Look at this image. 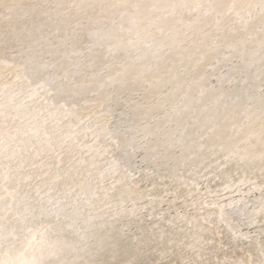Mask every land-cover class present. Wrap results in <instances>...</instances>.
<instances>
[{"label": "bare ground", "instance_id": "obj_1", "mask_svg": "<svg viewBox=\"0 0 264 264\" xmlns=\"http://www.w3.org/2000/svg\"><path fill=\"white\" fill-rule=\"evenodd\" d=\"M51 1V4H47V2L45 1L47 4L45 5L43 0H3V3L0 4V236L5 238V245L3 249H0V256L3 257L7 264H36V262H33L35 261L33 260V258L37 259L39 258V256H42V262L44 264L263 263L264 260L260 259L261 257H259V254L263 252L262 247H264V218H262L264 216V214H262V212H264V196L262 195L263 193H260L264 189H255L257 192L256 193L255 191L253 192L252 189V191H250V189L247 190V188L246 190H242L241 192L235 194L227 193L225 188L214 189V191L212 187H208L201 190L199 184L196 182V177H191L190 174H186L185 176L181 175L182 177H179L180 175L178 177L175 176V178H178L176 181H174L175 179L172 176L173 180L172 178L169 179L174 182H172L171 184H166L165 182L169 180L166 176L169 172L167 171V167H165V169L163 167L164 165H161L165 170L162 168L163 171L161 170L160 172L156 173V169L158 166V164L156 163L157 161L153 162L149 160L152 158V156L150 157V154L153 153L152 150H155V148L159 147L161 144V140L160 142L157 140H149L153 139L151 138L152 135H154L152 133L156 129L153 126L154 122L152 123V119L154 118L155 114L154 110L156 108L157 111L159 105H161L162 107V103L160 102L162 101L161 97H163L164 95L159 97L160 92L162 94V91L164 92L165 88H169L170 90V87H167L165 85L167 83L170 84V76H168V74L173 69L172 67H174L171 66L172 62L168 63L166 62V59H173L175 56L180 55L181 52L186 51L187 53H189L192 52V50H196L197 48L207 49L211 47V44L218 41L216 40V34L218 36L220 35L218 32L220 28H223L222 31L225 33L219 39L221 40L223 38L222 45L218 49H216L215 52L217 53V55L225 52V49L227 50L228 46L233 41V37L228 34L227 30L232 29L235 25L234 14L239 11L242 15H246V13H248L245 17V22L241 25V28L249 24V14L251 13V11L249 10L248 12H246L241 10V6L245 5L246 0H223L222 3L218 5L219 7H217V14L207 16L206 18L205 15L207 10H209V7H203L202 9H199V0ZM34 5H42V9L39 12H36L33 9ZM21 8L27 9L26 11H24L25 14H27V17L24 16L26 17H23L24 19H18V16H14L13 14L15 13V10H19ZM9 9L14 10L13 13H10L11 11L9 12ZM257 9L259 11L258 14L254 16L252 15V19L255 18L254 24H257L258 22V24H260L261 19L264 17V4H262V2L258 4ZM22 11H20V13ZM44 12H47L48 15H44ZM254 12H256V10ZM231 13H233L232 16ZM36 16H42L43 21H46L47 23L41 22L38 28L34 27L33 20ZM163 27L166 28L165 31L163 29L161 31V28ZM256 37L258 38V36ZM90 39L92 40V42L95 39V47H97L98 51L93 48V50H90L89 52L86 50L87 54H85L86 52L81 54V52L85 51L84 49H82L84 48L83 42H88V40ZM103 40L107 42L103 46L99 47L98 45ZM81 43H83L82 46H80ZM160 46L162 49V53H160H167L160 64L156 65L153 59L156 54H153V50L154 48ZM80 47H82L81 49L83 51L79 53V51L81 50ZM185 47H187V49H185ZM89 48H92V46ZM13 49H15V51H13ZM231 50L233 49L227 51L230 52ZM173 51H176V53L172 54ZM97 52H101L102 54ZM78 53L80 55H78ZM114 56L117 57V59H115V62L111 61V59H114ZM218 56L220 57V55ZM260 56H258V60ZM217 57L214 58L217 59ZM236 57L237 56H235V58ZM216 59H214L215 61L213 62V64L218 62L219 59H217V61ZM234 59L232 58L231 60ZM262 60L264 61V58ZM223 61L224 60L222 58V62ZM237 61L238 60H236V62ZM241 61L244 62L243 60ZM248 61L249 60L247 59V62ZM251 61L252 60H250V62ZM185 62L187 61H184V63ZM207 62L205 63L204 60V63L208 65L210 61L208 63ZM224 62H226V60ZM228 62L230 61L228 60ZM221 63L218 62V65H221ZM240 63L241 62L239 61V66ZM246 63L244 62V64ZM40 64H47L49 66L48 71L44 72L42 75H37L35 67L39 66ZM131 64H136L144 68L142 74L128 72L131 71ZM174 64L175 63H173V65ZM213 64L210 63L209 66H213ZM226 64L227 62L224 65ZM232 64L234 65V63ZM232 64H229V66ZM241 64L243 65V63ZM53 65H55V67H53ZM179 65L183 64L179 63L178 67ZM249 65L250 64H248V66ZM260 65L258 63V66ZM250 66L252 67V65ZM207 67L208 66H206L205 68L208 69ZM136 68L138 67H135V69ZM223 68L219 67L218 69ZM148 69H150L151 72H149ZM188 69L189 68H187L186 70ZM230 69L232 70L233 68ZM237 69H240V67H238ZM211 70L208 69L209 72ZM214 70L216 69L213 67V71ZM225 70L223 69V71ZM234 70L233 72L236 73L237 71ZM176 71H178L177 67ZM229 71L225 72L229 73ZM241 71L244 73L246 70L244 68ZM248 71H251L250 68L248 69ZM242 72L241 76L243 75ZM253 72L252 75L254 74ZM260 72H258V74ZM219 73L220 77H222L221 75L223 73L221 74L220 71ZM219 73L217 70L216 74ZM173 74L171 75L173 76ZM183 74L184 73H182V77L184 76V78L182 80L184 81L186 74ZM216 74H213L214 76H216L215 78L218 77V75ZM258 74H256L255 76H257ZM209 75L212 76L211 73ZM232 75L233 74H231V76ZM61 76L65 77V79L63 81L56 79L55 84H66L67 87L58 89L55 86H48L49 92L52 93L51 95H49L48 92H41L38 89L37 86L44 82L45 77L52 79ZM214 76L212 77L213 79ZM231 76L230 74L228 75V77ZM235 76L234 78L238 79L239 76ZM173 77L175 78V75ZM207 77L208 76H206V78ZM220 77H218V79ZM210 78L208 79L209 81ZM231 78L229 80L233 81V78ZM241 80L243 79L241 78ZM246 80L250 83H248V85H251L252 81L248 79ZM176 81H174V83ZM187 81L192 80L188 79ZM187 81H185L186 84H189ZM236 81L237 80L232 83L235 84ZM240 81L235 85H233L231 82H228V84H232L230 85V89L233 86H236L240 89L242 84ZM216 82L217 81L215 80V83ZM244 82L245 81L243 80L242 85H247V83L244 84ZM255 82L257 81L255 80ZM213 83L212 87H216L217 84L213 85ZM219 83L220 82H218V84ZM222 83L225 84V82L221 81V84ZM190 84L192 83L190 82ZM237 84H240L238 85L239 87L237 86ZM180 85H183V83ZM197 85L199 86V84ZM246 85L245 87L248 86ZM176 87L177 86H175L174 88ZM221 87H225L227 88V90H229L225 85ZM171 88L174 90L173 86H171ZM172 89L171 92H173ZM179 89L177 90L180 91ZM184 89L185 88L182 89V94H184L185 91H190ZM239 89L236 90H242ZM247 89L249 90V87H247ZM247 89L245 88L244 90ZM169 90H165V92L169 94ZM196 90L199 91V89H197V86L192 93H196ZM223 90L225 89H222L221 91ZM234 90L235 87L233 91ZM260 90H257L259 91V94H261ZM178 91H176L175 93H178ZM35 93H39V95L43 97V100L39 98H30L33 97ZM189 93H191V91ZM200 93H202V91ZM232 93L233 92H231L230 94L231 97L234 95H232ZM239 93L241 92H238L237 94ZM249 93L252 94L251 91ZM179 94H181V92ZM202 94L199 95L202 98V101H204L205 96L204 94L203 96H201ZM217 94L220 93L217 92ZM186 95L184 96L187 97ZM205 95L207 96L208 94L205 93ZM189 96L190 94L187 98H189ZM194 96L196 97V95ZM254 96H256V94ZM169 97L167 98L169 99ZM181 97L182 95H180L179 98ZM200 97L197 96L196 98H199V100H201ZM207 97H209V95ZM158 98H161V101ZM179 98L176 97V99L178 100ZM210 98L213 99L212 97ZM246 98L247 97H245V99ZM261 98H263V96ZM170 99H172L171 101H173V99L175 98L170 97ZM184 99L181 98L180 100L184 101ZM211 99H207V101L209 102ZM224 99L226 101H233L235 98L232 100V98L230 99L229 96L228 100L227 97H224ZM45 100L47 101V103H44ZM239 100H236V104H239ZM181 101L180 103H178L179 105L181 104L180 106H182L185 102L184 101L183 103H181ZM207 101H205L206 103H202L204 105L208 104ZM215 101L214 103L212 102V104H215ZM258 101L260 103V99ZM169 102L170 101H167V103ZM174 102V105H176L177 101L174 100ZM244 102L245 101L243 99V103ZM246 103L248 105L250 104L249 101H247ZM262 103L264 104V102ZM178 104L176 105V107L179 106ZM189 104L191 105L193 103L190 102ZM227 104L228 102L226 103V105ZM263 104H260L261 107L264 106ZM251 105H253V103H251ZM184 106L186 107V103L182 108H184ZM216 106L217 105L215 104V108ZM242 107L243 106L241 105V108ZM196 108L197 107L195 106L193 109ZM202 108L204 109L205 107ZM213 108L214 107H212V109ZM220 108H222V106H220ZM234 108L235 107L232 106L231 109ZM244 108L248 109V107ZM148 109L153 110L150 116H148L149 113L146 114L147 116L144 115V113L148 112L146 111ZM163 110H166L165 107L161 110L162 114L160 112H156V114L163 116L161 118H164V116H166L167 118L169 114L167 111H164L166 113L165 115L163 113ZM167 110H170V108H167ZM229 110L227 109V111ZM260 110L258 109V112H261L262 115L264 111L262 112ZM187 112L189 114V111ZM194 112L192 113L194 114ZM212 112L215 113V111ZM233 112L231 114H233ZM183 113H185V111ZM195 113H197V111ZM246 113L248 114L249 112ZM174 114L175 113H173L172 115ZM231 114L229 113V115L226 116H231ZM250 114L249 116H251ZM257 114L259 115V113ZM197 115H195V117ZM201 115L206 118L204 114ZM233 115L235 116V114ZM176 116L174 117L175 119L173 118L174 122L177 121ZM144 117L146 118V120ZM190 117L191 116H187L188 119ZM239 117L240 115L238 116V118L235 117L232 119L230 117V121L236 120L237 118L238 120L236 121L240 122L239 119H241V117ZM260 117H257L256 119H259ZM210 118L212 120V116H210ZM216 118L214 121H216ZM246 118L248 119V116H246ZM121 119H124L126 121L127 127L134 129L133 131L127 133V140L135 138V142L131 146L126 145V137L124 135H121L119 137L120 147H117L116 145L110 143L103 134V130L105 128L114 130L113 126L118 124ZM170 119L172 120V117H170ZM195 119H197V117ZM208 119L207 122L209 125V121L211 120ZM179 120L180 119H178V121ZM183 120L184 119H182V121ZM228 120L229 117L227 121ZM244 120H242V122ZM252 120L254 119L252 118ZM154 121L156 122V119ZM167 121L169 120H166V122ZM246 121L248 123L249 119ZM161 122L163 121L160 120L161 125L164 124V122ZM166 122L165 125L169 124ZM177 122L174 124L175 126L173 125V128H176ZM179 122L178 125L180 124V128L176 129L180 131V129L182 130L181 120ZM183 122L186 123L187 121ZM211 123L212 121L210 122V124ZM227 123H224L226 125L224 126L225 128L222 127L224 128V131L225 129L227 130V126H229V124ZM202 124H204V122ZM215 124L216 122L213 124L214 127ZM253 124H255L254 126H256V122ZM183 125L184 123H182V127ZM231 125H233V123ZM238 125H240L241 127L243 126L244 128V125ZM169 126L171 128L170 124ZM260 126H258V129ZM263 126L264 125H262L261 127ZM162 127L164 130H166L168 128V125L166 129L164 128V126H161V128L159 129L161 130ZM152 128L154 129L152 130ZM233 128L235 129V127ZM231 129H229V131ZM212 130H214V128ZM242 130L243 131H239L245 132L244 129ZM186 131H184L183 134H185ZM191 131L193 130L191 129ZM195 131L197 130H194V132ZM220 131L221 129L219 130V133ZM231 131L229 133L233 135L234 132L232 133ZM247 131L249 130H246L245 133H247ZM263 131H261V133ZM162 132L165 135L169 134L166 133L167 131ZM189 132L190 131H188L187 133L189 134ZM209 132L210 131H207V136L211 133L214 134L213 131L210 133ZM163 133L161 135H163ZM179 133L180 132H178V134ZM229 133L227 132V134ZM245 133L244 135L247 137L249 136L248 134H250L247 133L246 135ZM254 133H256V131ZM156 134L155 136L158 135ZM238 134L242 138L243 135H240V133H237L236 135ZM263 134L261 136L262 138L264 136ZM68 135H73L76 143H73L70 140L65 142V140L61 139V137L66 138ZM161 135H159V137ZM170 135H172V132L170 133ZM251 135L252 134H250V136ZM200 136H203V133L202 135L200 134ZM200 136H198V138ZM204 136H206V134ZM220 136L222 135L220 134ZM253 136L251 137L253 138ZM171 137L173 136H170L169 139ZM209 137L211 136H208L207 138ZM218 137H216V140L218 139ZM257 137H259L258 139L261 140L260 136ZM257 137L255 138V140L257 139ZM116 138L117 137H113V139ZM174 138L176 139V137ZM190 138L188 139L187 137L188 140H190ZM226 138H229V140L232 141L235 136L232 137L233 139H231L230 135ZM248 138L246 140L250 144ZM160 139L164 138L162 137ZM214 139L215 138H213V140ZM192 140H190V143H193L196 139H194L193 141ZM218 140L219 141H216L215 144L216 148L218 145L217 142H220V137ZM225 140L227 139L224 138L223 141ZM234 140L235 142L232 141L231 143L234 142L236 144V138ZM223 141L221 142L223 143ZM237 141L241 143L242 139L241 141L237 139ZM227 142L226 145L230 143ZM257 142L256 144L261 143ZM245 143L244 145L246 146ZM205 144L207 143L205 142ZM223 144L225 145V143ZM262 144L263 143H261V145L256 148L257 150L255 153H253L254 155L257 153V151H259L258 149L261 148L263 150L261 146H263L264 144ZM185 145L186 144H184L183 146ZM197 145L199 146L200 144ZM219 145H221V143ZM206 146H210L209 142ZM236 146L234 148H236ZM250 146L253 147V145ZM166 147L167 146H165V150L167 149ZM188 147L186 145V148ZM193 147L194 146H192V148ZM200 147L202 148V145ZM219 147L217 149H219ZM194 148L192 150H195ZM222 148H224V146ZM222 148H220L219 150H221ZM226 148H224V150ZM232 148L233 147H230V149ZM237 148L239 147L237 146ZM105 149H108V151L106 152ZM160 149H157L158 152H160ZM163 149H161L162 153ZM241 149L242 148H240V150ZM250 149V147L247 148V151H250ZM188 150H191V148H188ZM192 150L190 153H192ZM201 151L199 152L201 153ZM212 152H214V154L217 153L213 150ZM232 152L234 153V151ZM259 152L258 156L260 157ZM176 153H178V151H176ZM229 153H231L230 150ZM154 154H156L155 151ZM201 154H198V156H200ZM248 154L251 153L248 152ZM164 155H167V152L165 154L164 151ZM176 155L177 154H175L174 156ZM237 155L240 154L237 153ZM256 156L257 155H255V157ZM159 157L161 158L162 156ZM171 157H169L170 159H168L167 157L166 158L171 162ZM179 157L180 155L178 156V158ZM156 158V160H158V155L156 156ZM219 158L220 157H218V159ZM232 158L233 156L231 157V160ZM113 159L121 162L118 167L111 166L110 162ZM154 159L152 158V160ZM166 160L164 159V161ZM200 160H202V158ZM204 160L206 159L204 158ZM233 160L231 161L232 163ZM240 160H242V158ZM260 160H262V158ZM260 160L256 159V161ZM158 161L161 160L159 159ZM228 161L230 160L228 159ZM251 161L256 165L257 168V164L259 163L256 164L255 160L252 159ZM251 161L249 160V163ZM166 162L164 164H166ZM174 162L175 161H173V163ZM177 164L178 163H176L175 165ZM207 164L204 162V166H207ZM222 164L225 165L226 163L222 162ZM167 165L169 166L170 164ZM219 166L217 165L216 168ZM225 168H227V166ZM249 168L252 169L253 167L251 166ZM125 169H127V171H125ZM220 169H222V167ZM171 170H173V168ZM179 170L182 169L179 168ZM210 172H212V170H210ZM129 173L131 175H129ZM180 173H182V171ZM180 173L177 172V174ZM217 173L222 174V172L218 171ZM231 173L234 174L233 171ZM221 174L218 175L220 176ZM258 175H260V173H258ZM219 176H217V179ZM189 177L191 178L188 179ZM242 177L243 179H245L244 175ZM245 177L249 176L246 175ZM249 178H247V180ZM254 178L253 181L255 180ZM194 180L196 184L193 183ZM212 181L213 182L211 184L214 183V180ZM238 183L239 182H237V184ZM220 184H222V182ZM250 184L248 186L249 188ZM237 186H239V184ZM221 208L224 209L223 213H221ZM259 218L261 220H259ZM41 223L50 228L49 241L46 245L43 246L36 242H33L32 247H29L28 241L32 239V234L27 233V228L25 227V225H27V227H32L34 229L33 234H35L36 229L39 228ZM22 228L24 229L23 232L20 231V229ZM13 229H16L15 233H13ZM13 235L19 236L20 239L17 242L16 249L13 251H9L8 241L12 240ZM39 239V235H36V240L39 241ZM41 247H43L42 254L41 252L37 251V249ZM257 255L258 259H254L253 256ZM259 259L260 261H258Z\"/></svg>", "mask_w": 264, "mask_h": 264}, {"label": "rangeland", "instance_id": "obj_2", "mask_svg": "<svg viewBox=\"0 0 264 264\" xmlns=\"http://www.w3.org/2000/svg\"><path fill=\"white\" fill-rule=\"evenodd\" d=\"M44 1V3H45V5H47V4H51V0H43ZM47 2V4H46V2ZM205 1V2H204ZM222 1L223 0H199V3H198V8L199 9H202L203 7H209V10H207V12H206V15H205V18L207 17V16H212V15H216L217 14V7H219L218 5H220L221 3H222ZM248 2V3H247ZM262 2V0H246V3H245V5H243V6H241V10L242 11H246V12H248L249 10L251 11V13L249 14V24L248 25H246V26H244L243 28H241V25L245 22V17H246V15L248 14V13H246V15H242L241 13H240V11L239 12H236V14H234V19H235V25H234V27L232 28V29H230V30H227V32H228V34L229 35H231L232 37H233V41H232V43L228 46V48H227V50H230V49H233V50H231V51H233V52H229V51H227L226 49H225V52H223L222 54H223V56H222V54L220 53V54H218V55H220V57H221V60H220V57L217 55V53L215 52V50L216 49H218L221 45H222V41H223V38L221 39V40H219L220 39V37L225 33V32H223L222 30H223V28H220L219 29V36L216 34V40H218V41H216V42H214L213 44H211V47H209V48H207V49H201V48H197L196 50H192V52H189V53H187L186 51L185 52H181V54L180 55H177V56H175L174 58L176 59H166L165 61L166 62H168V63H171V66H174V67H172L173 69L169 72V74H168V76H170L169 77V83L170 84H166L165 86H167V87H170V90H169V88H165V90L166 91H168L169 90V94L167 93V92H165V90H164V88H163V90H164V92L162 91V94H161V92H160V94H159V97H161V96H163V97H161L162 98V101H161V98L158 100L160 103H162V107L164 106L165 107V109L166 110H163V113L166 115V113L164 112V111H167L168 112V117L170 116V117H172V120L170 119V117L168 118H166V116H164V118H161V117H163V116H161V115H159V114H156V112L157 113H161L162 114V109H164V107L162 108L161 107V105H159V108L157 109V111H156V108H155V110H154V112H155V114H154V118L152 119V123L154 122L155 123V125H154V123H153V126H154V128H156L155 130H156V132H155V130L153 131V133L152 134H154V135H152V137L151 138H153V139H149V140H157V141H159L160 142V140H161V144H160V148L161 149H163L162 151H163V153L161 152V149L159 148V147H156L155 148V150H152L153 151V153H151L150 154V157L152 156V158L154 159V160H152V158L151 159H149V160H151V161H153V162H156L157 164H158V166H157V169H156V173H158V172H160L161 170L163 171V169L165 168V167H167V171H169L168 173H167V177H168V179L169 178H172V180H173V177H174V181H176L178 178V176L179 177H182V176H185L186 174H190L191 175V177H196V182L199 184V186H200V189L202 190V189H206V188H208V187H212V189L214 190V189H218V188H225L226 189V192L227 193H239V192H241L242 190H246L247 188V190H249L250 189V191H252L253 190V192L255 191L256 192V190L255 189H264V140H263V138H264V136H263V138L261 137L262 136V134L264 133V126L263 127H261L262 125H264V106H262L261 107V105L263 104L262 102H264V92H263V90H264V66H263V64H264V61L262 60L263 58H264V45H262V44H264V17L261 19V21H260V24H254V19L255 18H253L252 19V17L254 16V15H257L258 14V9H257V6H258V4H260ZM187 3V2H186ZM254 5V6H253ZM255 7V8H254ZM252 8V9H251ZM23 10V11H22ZM27 9H24V8H21V9H19V10H11V12L10 13H13V11L15 12V13H13L14 14V16H18V19H24V18H26L27 17V14H25V12L24 11H26ZM233 10H235V9H233ZM253 10V11H252ZM256 10V12H254ZM20 11H22L21 13H20ZM9 12H7V13H9ZM212 12V13H211ZM239 13V14H238ZM18 14V15H17ZM232 14L233 13H231V16H232ZM253 15V16H252ZM24 16H26V17H24ZM218 16H220V15H218ZM24 17V18H23ZM244 20H243V19ZM263 22V23H262ZM241 28V29H240ZM255 28V29H254ZM162 29L165 31V27H163V28H161V31H162ZM75 30V29H74ZM245 30V31H244ZM163 31V32H164ZM172 32V31H171ZM248 33V34H247ZM166 34V33H165ZM263 35V36H262ZM95 36V35H94ZM93 36V37H94ZM240 36H242V37H240ZM256 36H258V38L256 37ZM218 37V38H217ZM95 38V37H94ZM236 38H237V40H236ZM261 38H262V40H261ZM260 39V40H259ZM57 41H59V40H57ZM56 41V42H57ZM88 42H91V43H88ZM88 42L87 41H85V42H83V43H81V45L80 46H82V44H83V47L84 48H82V47H80V49L82 48V49H84L85 51L84 52H81V51H83L82 49L79 51V53L81 52V54L82 53H85V54H87V51L89 52L90 50H93V48L94 49H96L97 51H98V49H97V47H95V39H94V41L92 42V40L90 39V40H88ZM107 41H105V40H103V41H101V45L99 44L98 46L99 47H101V46H103L105 43H106ZM258 42V43H257ZM259 42H261V43H259ZM86 43V44H85ZM92 43H93V45H92ZM240 43V44H239ZM89 44H90V46H89ZM242 44V45H241ZM258 44H259V46H258ZM212 45H214V46H212ZM236 45V46H235ZM92 46V48H89V47H91ZM240 46H242V47H240ZM89 49H87V48ZM231 47V48H230ZM251 47V48H250ZM260 47V48H259ZM177 48H179V47H177ZM235 48V49H234ZM254 50H253V49ZM185 49H187V47H185ZM261 49V50H260ZM87 50V51H86ZM162 49H161V46L160 47H157V48H154V50H153V54H156V56L155 57H153V59H154V62H155V64L156 65H158V64H160V62L163 60V58H164V56L166 55V53L167 52H163V53H165V54H161L162 52ZM245 51V52H244ZM253 51H254V53H253ZM259 51H260V54H259ZM161 52V53H160ZM212 52V53H211ZM235 52V53H234ZM241 52V53H240ZM252 52V53H251ZM78 53V55H80ZM97 53H100V54H102L101 52H97ZM173 53H176V51H173L172 52V54ZM184 53V54H183ZM211 53V54H210ZM214 53V54H213ZM242 53H243V55H242ZM249 53V54H248ZM84 54V55H85ZM234 54V55H233ZM240 54V55H239ZM218 57H217V56ZM228 57H227V56ZM242 55V56H241ZM247 55V56H246ZM251 55H253V56H251ZM261 55V56H260ZM160 56H162V57H160ZM184 56H186V57H184ZM217 57V59H219L218 60V62H222V58H223V60L225 61L226 60V62H227V64L226 65H224L226 62H222L221 63V65L219 66L218 65V62H216L215 64H213V62L215 61L214 59H216V58H214V57ZM235 56H237L236 58H235ZM244 56V57H243ZM254 56H256V57H254ZM258 56H260L259 57V60L257 59L258 58ZM191 57V58H190ZM207 59H206V58ZM211 57V58H210ZM214 59H213V58ZM246 57H249V58H246ZM253 57V58H252ZM114 59H111V61H114L115 62V59H117V57L116 56H114L113 57ZM183 58V59H182ZM234 59V60H231V59ZM239 58V59H238ZM241 58V59H240ZM243 58V59H242ZM208 59H210V60H208ZM211 59H213V60H211ZM217 59H216V61H217ZM230 61V62H228V60ZM245 59V60H244ZM247 59L249 60L248 62H247ZM261 59V60H260ZM181 60H183V61H181ZM204 60H205V63L208 61H210V63H212L213 64V66L212 65H210L209 66V64L207 65V64H205L204 63ZM236 60H238L237 62H236ZM241 60H243L246 64H244V62H242ZM250 60H252L251 62H250ZM180 61V62H179ZM184 61H187V62H185L184 63ZM234 61V62H233ZM239 61L241 62V63H243V65H244V67H243V65L240 63V66L238 65L239 64ZM253 61H254V63H253ZM177 62V63H176ZM183 62V63H182ZM207 62V63H208ZM234 63V65L232 64V63ZM173 63H175L174 65H173ZM183 64V65H179V67H178V64ZM258 63H259V65L260 66H258ZM185 64V65H184ZM203 64H205V65H203ZM217 64V65H216ZM229 64H232V65H230L229 66ZM248 64H250V65H252V67L249 65L248 66ZM255 64V65H254ZM257 64V65H256ZM132 66H130L131 67V71H128V72H130V73H136V74H142V72H143V69L144 68H142L141 66H139V65H136V64H131ZM176 65V66H175ZM189 65V66H188ZM216 65V66H215ZM228 65V66H227ZM242 65V66H241ZM254 65V66H253ZM134 66V67H133ZM182 66V67H181ZM206 66H208L207 68L208 69H210L211 70V68H212V70L209 72L208 71V69H206L205 67ZM221 68H223L225 71H229V70H231L230 68H233L231 71H229V73H227V72H225V71H223V69H218L219 67ZM235 66H236V68H235ZM240 67V69H237L238 67ZM247 67V69H246V67ZM263 66V67H262ZM107 67V66H106ZM135 67H138V68H136L135 69ZM176 67H177V70L178 71H176ZM213 67L216 69V70H214L213 71ZM228 67H230V68H228ZM254 67V68H253ZM187 68H189L188 70H186ZM245 68V70L248 72H242L241 70H243ZM250 68V70L251 71H248V69ZM252 68V69H251ZM256 68V69H255ZM260 69V68H262V69H260L261 70V72H260V70H258V69ZM185 69V70H184ZM235 69V70H234ZM149 70V72H151V70L150 69H148ZM183 72H182V71ZM190 70V71H189ZM217 70H218V73H219V71L221 72V74L223 73H226V74H222L221 76L223 77H220V73L219 74H216V72H217ZM233 70L234 71H237L236 73L235 72H233ZM240 70V71H239ZM254 72H253V71ZM258 70V71H257ZM173 71V72H172ZM175 71V72H174ZM140 72V73H139ZM181 72V73H180ZM186 72V73H185ZM191 75H189L188 73ZM209 72V73H208ZM214 72V73H213ZM241 72H242V76H241ZM251 74H250V73ZM252 72L254 73L253 75H252ZM258 72H260L259 74H260V77H259V74H258ZM173 73H175V74H173ZM182 73H184V74H186L185 76V79H184V81L182 80L183 78H184V76L182 77ZM208 73V74H207ZM212 74V76L211 75H209V74ZM238 73H240V74H238ZM246 73V74H245ZM261 73H263V74H261ZM171 74H173V76L175 75V78H177V79H175ZM177 74V75H176ZM179 74V75H178ZM183 74V75H184ZM188 74V75H187ZM216 74V75H218V77H220L219 79H220V81H219V79H218V77L217 78H215L216 76H214V75ZM230 74V76H231V74H233L231 77L233 78H231V77H228V75ZM235 74H236V76H239L238 77V79L237 78H234V76H235ZM256 74H258L257 76H255ZM134 75V74H133ZM181 75V76H180ZM227 75V76H226ZM244 75H246V76H244ZM250 75H251V77H250ZM178 76V77H177ZM180 76V77H179ZM191 78H190V77ZM192 76H193V79H192ZM206 76H208L207 78H206ZM214 76V79L212 78ZM235 76V77H236ZM244 76V77H243ZM261 76H262V78H261ZM188 77V78H187ZM211 77V78H210ZM245 77H246V79H248V80H250V81H252L251 82V85H248V81L245 79ZM248 77V78H247ZM256 77H258V78H256ZM172 78V79H171ZM186 78H187V80L189 79H191L192 81H187L186 80ZM210 78V81L208 80ZM222 78V79H221ZM225 78H228V79H225ZM232 79L233 81H231V80H229V79ZM240 78V79H239ZM241 78L245 81L244 82V84L245 83H247V87H249V90L247 89V87H245V85H242L243 84V80H241ZM175 79V80H174ZM196 79V80H195ZM207 79V80H206ZM218 79V80H217ZM173 80V81H172ZM178 81V83H177V81ZM182 80V81H181ZM195 80V81H194ZM215 80L217 81L216 83H215ZM226 80H228V81H226ZM235 80H237L236 81V83H239V81L242 83L241 84V87H240V89L239 88H237L236 86H233L231 89H230V85H232L233 83L232 82H234ZM255 80L257 81V82H255ZM261 80V81H260ZM174 81H176L175 83H174ZM185 81H187L189 84H190V82L192 83V84H186V82ZM196 81H198V82H196ZM221 81L222 82H225V84L224 83H222L221 84ZM247 81V82H246ZM253 81H254V83H253ZM259 81V82H258ZM180 82V83H179ZM183 83V85H180V84H182ZM193 82H195V83H193ZM200 82H202V83H200ZM208 82V83H207ZM214 82V83H213ZM218 82H220L219 84H220V86H219V84H218ZM228 82H231V83H229L228 84ZM184 83H185V86H184ZM199 84V86L197 85V84ZM212 83H213V85H216V87H217V89H216V87H212ZM235 83V84H236ZM257 83H258V85H257ZM260 83H261V85H260ZM196 84V85H195ZM210 84H211V86H210ZM235 84H233V85H235ZM250 84V83H249ZM252 84H254V85H252ZM263 84V85H262ZM168 85H171V86H173V88L175 87V86H177L176 88H174V90L171 88V86H168ZM175 85V86H174ZM181 87H180V86ZM204 85V86H203ZM226 86V87H228V89L229 90H227V88H225V87H221V86ZM227 85H229V86H227ZM238 85H240V84H237V86ZM182 86H183V88H185L184 90H190L191 91V93L193 92V90L196 88V86H197V89H199V91L198 90H196L197 92L196 93H189V92H187V91H185L184 92V94H182V92H183V88H182ZM188 86H190V87H188ZM195 86V87H194ZM243 86V87H242ZM255 88V87H257V88H253V87ZM261 86V87H260ZM203 87V88H202ZM234 87H235V90L237 89H239V90H241V91H237L236 90V92H235V90L233 91V89H234ZM239 87V86H238ZM253 89H252V88ZM260 87V88H259ZM263 87V88H262ZM180 88V89H179ZM201 88V89H200ZM247 89V90H244V89ZM171 89H172V91L173 92H171ZM175 89H176V91H178L177 89H179L180 91H178V93H175L176 91H175ZM217 91H216V90ZM222 89H225V90H223V91H221ZM252 89V90H251ZM261 89V90H260ZM263 89V90H262ZM204 90V91H203ZM205 90H206V92H205ZM207 90H208V92H207ZM227 90V91H226ZM231 90V91H230ZM257 90H260L261 92V94H259L258 92L259 91H257ZM202 91V93L204 94V101H202V98L200 97V95L199 94H202V93H200ZM244 93H243V92ZM248 91V92H247ZM252 92V94H250L249 92ZM256 91V92H255ZM181 92V94H179ZM217 92L218 93H220V94H217ZM221 92H224V93H221ZM225 92H226V94H229V95H226L225 94ZM231 92H233L232 93V95L234 96H232L231 97ZM238 92H241V93H239L240 94V96H239V94H237ZM164 93V94H163ZM166 93V94H165ZM172 93H173V95H172ZM190 94V96H189V98H187L188 97V95ZM198 93V94H197ZM205 93L206 94H208L209 95V97H207L206 95H205ZM211 93V94H210ZM259 95H258V94ZM168 94V95H167ZM177 94V95H176ZM187 94V95H186ZM203 94L201 95V96H203ZM247 96H246V95ZM256 94V96H257V98H256V96H254ZM166 95H167V97H169L170 95H172V96H170V97H172V98H175V99H173V101H171L172 99H170V97H169V99L166 97ZM179 95V96H178ZM180 95H182V99H184V101L182 100H180L181 98H179L180 97ZM184 95H186L187 97H185ZM194 95H196V97L198 96V97H200V99L201 100H199V98H196ZM212 95V96H211ZM217 95V96H216ZM224 95V96H223ZM226 95V96H225ZM250 95V96H249ZM251 95H253V96H251ZM177 98H179V100L178 99H176V97ZM193 96V97H192ZM230 96V99L232 98V100L233 101H231V100H228V97ZM239 98H238V97ZM249 96V97H248ZM263 96V98H261ZM168 99H166V98ZM194 99H192V98ZM210 97H212L213 99H211ZM224 97L226 98L227 97V100L228 101H226L225 99H224ZM238 99H237V98ZM242 97H244V98H242ZM245 97H247L246 99H245ZM251 97V98H250ZM256 98V99H253V98ZM209 100V99H211L209 102L207 101V99ZM221 98V99H220ZM260 99V103H259V99ZM189 99H191V100H189ZM239 99H242V100H239ZM243 99H244V103H243ZM250 99V100H249ZM263 99V100H262ZM163 100H164V102H163ZM165 100H167V101H170L169 103L171 104H169V103H167V101H165ZM174 100L175 101H177V103H176V105L178 104V103H180V101H181V103H183V105L186 103V107H187V109H186V107L184 106V108H182L183 107V105L182 106H180L179 104V106H177L176 107V105H174L175 104V102H174ZM189 100V101H188ZM195 100H196V105H195ZM216 100V101H215ZM220 100H224V101H226V102H224V101H220ZM239 100V104H236L237 103V101ZM253 100V101H252ZM258 102V104H257V102ZM262 100V101H261ZM200 101H201V103H200ZM205 101H207V103L209 104H203V103H206ZM214 101H215V104L217 105L216 106V108H215V104H212V102L214 103ZM242 101V102H241ZM247 101H249V105L246 103ZM251 101V102H250ZM174 102V103H173ZM191 102V103H193V104H189V103ZM203 102V103H202ZM211 102V103H210ZM217 102V103H216ZM222 102H224V103H222ZM228 102V106L226 105V103ZM163 103H164V105H163ZM167 103V104H166ZM200 105H198V104ZM230 103V104H229ZM241 103V104H240ZM243 103V104H242ZM251 103H253V105H251ZM256 105H255V104ZM159 104V103H158ZM166 104V105H165ZM221 104V105H220ZM247 104V105H246ZM261 104V105H260ZM169 105V106H168ZM194 105V106H193ZM202 105H204V106H202ZM207 105V106H206ZM212 105V106H211ZM214 105V106H213ZM241 105L243 106L242 108H241ZM256 107H255V106ZM258 105V106H257ZM264 105V104H263ZM171 106H174V107H171ZM194 108L195 106L197 107L196 109H193L192 107ZM210 106V107H209ZM220 106H222V108H220ZM231 106V107H230ZM232 106L233 107H235L234 109H231L232 108ZM252 106V107H251ZM254 106V107H253ZM176 107V108H175ZM202 107H205L204 109L202 108ZM212 107H214L213 109H212ZM226 107H227V109L230 111H227V109H226ZM228 107H230V108H228ZM244 107H248V109L246 108H244ZM262 109H261V108ZM167 108L169 109L170 108V110H167ZM178 108V109H177ZM180 108H181V110H180ZM189 108V109H188ZM211 108V109H210ZM218 108H220V109H218ZM239 108V109H238ZM253 108V109H252ZM255 108V109H254ZM176 109V110H175ZM199 109V110H198ZM203 109V110H202ZM243 109V110H242ZM258 109L260 110V111H262L263 113H262V115H261V112H258ZM159 110V111H158ZM175 112H174V111ZM179 110V111H178ZM189 111V114H188V112L187 111ZM196 112L197 111V113H195L194 111ZM232 110V111H231ZM236 110V111H235ZM241 110V111H240ZM252 110V111H251ZM254 110H256V111H254ZM146 111H148V112H146ZM145 112L146 113H144V115H146L147 113H149L148 114V116H150L151 115V112L153 111V110H150V109H148V110H146ZM173 111V112H172ZM180 111H181V114H180ZM185 111V113H183ZM199 111V112H198ZM201 111H202V113H201ZM212 111H215V113L214 112H212ZM218 111V112H217ZM225 111V112H224ZM228 112V114H227V112ZM234 111V112H233ZM239 111V112H238ZM192 112H194V114L192 113ZM208 113V114H206V113ZM211 112H212V114H211ZM233 112V114H235V116L233 115V114H231ZM240 112H241V114H240ZM246 112H249L248 114L246 113ZM259 113V115L257 114V113ZM173 113H175L174 115H172ZM178 113V114H177ZM199 113V114H198ZM210 113V114H209ZM214 113V114H213ZM229 113L231 114V116H226V115H229ZM238 113H239V115H240V117H241V119H239L240 120V122L239 121H236V120H238L237 118H238ZM250 113H252L253 114V116H252V114H250ZM163 114V115H164ZM176 114H177V116H176ZM184 114H186V115H184ZM193 115V117H192V115ZM198 114V115H197ZM201 114H206L205 116H206V118L203 116V115H201ZM249 114L251 115V116H249ZM256 116H255V115ZM158 116V119H159V122H158V119H157V116ZM181 116V118L182 119H184L183 121H187L186 123L185 122H183L182 121V119L180 118V116ZM195 115H197L196 117H197V119H195L196 117H195ZM209 117H208V116ZM214 115V116H213ZM237 115V116H236ZM260 115H261V117H260ZM147 116V115H146ZM176 116V118H177V121H178V119H180L181 120V128H182V130L180 129V131L179 130H177V129H179L180 128V124L178 125V122L180 121H175L174 122V117ZM184 116H185V118H184ZM187 116L189 117V116H191L189 119L187 118ZM199 116V117H198ZM201 116V117H200ZM210 116H212V120H211V118H210ZM224 116H226V117H224ZM246 116H248V119H249V121H251L252 120V118L254 119V120H252L251 122H252V124H251V122H249L248 121V123H247V121L246 120H248L247 118H246ZM179 117V118H178ZM203 117V118H202ZM209 119H208V118ZM218 118V120H219V122H218V120H217V118ZM228 117H229V120L227 121V119H228ZM230 117L233 119V118H235V117H237L236 118V120H232V121H230ZM239 117V118H240ZM245 117V118H244ZM250 117V118H249ZM257 117H260L259 119H256ZM145 118V117H144ZM174 118V119H173ZM200 118H202V119H204V120H202V119H200ZM215 118H216V121H214L215 120ZM262 118V119H261ZM156 119V122L154 121ZM169 120L171 123H173V124H171L169 121H167L166 122V120ZM200 119V120H199ZM207 119L208 120H211L212 121V123L210 124V122L211 121H209V125H210V127H209V125H208V122H207ZM245 119V120H244ZM251 119V120H250ZM145 120H146V118H145ZM160 120L161 121H163L164 122V120H165V122L166 123H169L170 125H171V128H170V126H169V124H166L165 125V122H164V124H160ZM192 120V121H191ZM199 120V121H198ZM206 120V121H205ZM223 120V121H222ZM225 120V121H224ZM242 120H244L243 122H242ZM257 120H258V124H257ZM263 120V121H262ZM188 121H189V124H188ZM200 121H201V123H200ZM204 122V124H202L203 122ZM228 123H227V122ZM234 121H236V122H234ZM163 122H161V123H163ZM177 122V124H176V128H173L175 125V123ZM216 122V124H215V127H214V123ZM222 122H224L225 124L227 123V124H229V126H227V130L225 129V131L223 130L225 127L224 126H226L224 123H222ZM230 122V123H229ZM239 122V123H238ZM256 122V126H254L255 124H253V123H255ZM180 123V122H179ZM182 123H184V125H183V127H182ZM233 123V125H231ZM234 123H236V124H234ZM260 123V124H259ZM261 123H262V125H261ZM160 126H159V125ZM192 124V125H191ZM196 124H197V126H196ZM205 124H206V126H205ZM238 124H241V125H244V128H243V126L241 127L240 125H238ZM167 125H168V128H167ZM174 125V126H173ZM199 125V126H198ZM203 125V126H202ZM211 125H212V128H211ZM219 126V127H217V126ZM237 125V126H236ZM260 126L259 127V129H258V126ZM161 126H164V128L166 129V130H164L163 129V127H162V131H164V132H166V133H169L168 135H165L159 128H161ZM187 126V127H186ZM208 126V127H207ZM239 126V127H238ZM252 126V127H251ZM254 126V127H253ZM192 127H194V128H192ZM222 127H224V128H222ZM229 127V128H228ZM233 127H235V129L233 128ZM256 127H257V130H256ZM154 128H152V130L154 129ZM184 128V129H183ZM186 128V129H185ZM190 128V129H189ZM209 128H211V129H209ZM214 128V130H212ZM216 128V129H215ZM217 128H218V130H217ZM232 128V129H231ZM238 128H241V129H238ZM261 128H262V130H261ZM170 129H171V131H170ZM189 129V130H188ZM191 129L193 130V131H191ZM200 129H202V130H200ZM205 129V130H204ZM207 129V130H206ZM221 129V131H220V133H219V130ZM229 129H231L230 131L233 133V135H231V133H229L230 131H229ZM242 129H244V131L246 132V130H249V131H247V133H250V134H252L251 136H255L256 134V136L254 137L253 136V138L250 136V134H248L249 136V138L247 137V136H245L244 135V133L245 132H240L239 130H241V131H243ZM253 129V130H252ZM255 129V130H254ZM180 132L179 134H178V132ZM187 130V131H186ZM194 130H197V131H195L194 132ZM199 130V131H198ZM213 131V133L214 134H208V136H211V137H209V138H207L208 136H207V131H210V132H212ZM236 130H237V132H236ZM160 131V132H159ZM175 131V132H174ZM184 131H186L185 132V134H183L184 133ZM188 131H190L189 132V134L187 133ZM202 131V132H201ZM216 131H218V132H216ZM250 131H252V132H250ZM256 131V133H254ZM261 131H263L262 133H261ZM172 132V135H170V133ZM182 132V133H181ZM194 132V133H193ZM199 132H201V133H199ZM209 132V133H210ZM226 133V135H225V133ZM227 132L229 133V134H227ZM236 132V133H235ZM260 132V133H259ZM158 135H157V134ZM163 133V135H161ZM177 133V134H176ZM193 133V134H192ZM195 133H196V135H197V137H196V135H195ZM198 133H199V135H198ZM202 133H203V136H200V134L202 135ZM206 134V136H204L205 134ZM216 133V134H215ZM237 133H240V135H243L242 136V138H241V136H239V134L238 135H236ZM247 133H245L246 135H247ZM259 133V134H258ZM155 134L157 135V136H155ZM184 135V137H183V135ZM189 135V136H187V135ZM193 136H192V135ZM219 134V135H218ZM220 134L222 135V136H220ZM261 134V135H260ZM159 135H161L164 139H160V138H162L161 136L159 137ZM164 135H165V137H164ZM220 137V142H217V144L219 145L220 143H221V145H217V148L219 147V149L220 148H222L223 146H224V148H226V146H227V148L224 150V148H222L221 150H219V149H217L216 148V141H219L218 139H219V137ZM224 135V136H223ZM229 135H230V137H231V139H233L232 137H234L235 136V138H236V144L234 143L235 142V138L232 140V141H234L233 143H231L232 141L231 140H229V138H226V137H229ZM264 135V134H263ZM155 136V137H154ZM168 136V137H167ZM170 136H173V137H171L170 139H169V137ZM198 136H200L199 138H198ZM214 136V137H213ZM218 137V139L216 140V137ZM238 136V137H237ZM257 136H260V138H261V140L260 139H258L259 137H257ZM159 137V138H158ZM174 137H176V139L174 138ZM178 137V138H177ZM187 137H188V139L190 138V140H192L193 138L194 139H196L198 142H200V143H198L196 140L193 142L194 143V145H193V143H190L191 141L190 140H188L187 139ZM257 137V141L258 142H261L262 140V142L261 143H263L262 145L263 146H261L262 148H263V150L261 151L260 149H258L259 151H257V153L255 154V155H257L256 157H255V155L253 154V153H255L256 152V148H258V146H260L261 145V143L259 144L256 140H255V138ZM168 138V139H167ZM211 138V139H210ZM213 138H215L214 140H213ZM224 138L225 139H227V140H225L226 142L228 141V142H230V143H228L227 145H226V142L225 141H223L224 140ZM249 139L248 141H250V144L247 142V140L246 139ZM167 139V140H166ZM193 139V140H194ZM200 139V140H199ZM206 139V140H205ZM237 139H239L240 141H241V139H242V141H241V143L239 142V141H237ZM251 139V140H250ZM253 139V140H252ZM166 140V141H165ZM181 140V141H180ZM185 140V141H184ZM192 140V141H193ZM203 140V141H202ZM211 140H213V141H215V142H213V141H211ZM163 141V142H162ZM180 141V142H179ZM189 141V142H188ZM221 141H223V143H225V145L221 142ZM256 141L258 144H256V142H255V145H254V142ZM196 142H197V144H200L199 146L196 144ZM205 142L207 143V144H205ZM208 142H209V145L210 146H206V145H208ZM213 142V143H212ZM243 142V143H242ZM246 142V143H245ZM162 143H163V145H162ZM170 143V144H169ZM182 143H183V145L184 144H186L187 145V147L190 149L191 148V150L194 148L195 150H192V153H190L191 152V150H188V148H186V145L185 146H183L182 145ZM189 143H190V145H189ZM202 143V144H201ZM237 143H240V144H237ZM244 143L246 144V146L244 145ZM165 144H167V145H165ZM169 144V145H168ZM171 144H172V146H171ZM205 144V145H204ZM213 144V145H212ZM230 144V145H229ZM233 144V145H232ZM167 146L166 148V150H165V146ZM202 145V148H204V149H202L200 146ZM223 145V146H222ZM229 145V146H228ZM237 145L239 148H237V146H236V148H234L235 146ZM240 145V146H239ZM250 145H253V147L252 146H250ZM163 146V147H162ZM168 146H170V147H168ZM192 146H194L193 148H192ZM199 148H198V147ZM214 146H215V149H214ZM255 146V147H254ZM146 147V146H145ZM198 149H197V148ZM210 147V148H209ZM230 147H233L232 149H230ZM244 147V148H243ZM246 147V148H245ZM251 148L250 149V151H247V148ZM172 148V149H171ZM174 148V149H173ZM209 148V149H208ZM229 148V149H228ZM240 148H242L241 150H240ZM255 150H254V149ZM157 149H160L159 151L162 153H160V152H158V150ZM176 149V150H175ZM199 149H201V150H204V151H201V150H199ZM235 149V150H234ZM240 151H239V150ZM253 149V150H252ZM157 150V151H156ZM171 150H173V151H171ZM198 150V151H197ZM209 150H211V151H209ZM212 150L213 151H216L217 153L216 154H214V152H212ZM229 150L231 151V153H233L232 151H234V153L233 154H231V153H229ZM246 150V151H245ZM154 151L156 152V154H154ZM164 151H165V154H166V152H167V155H164ZM175 151V152H174ZM176 151H178V153H176ZM199 151H201V153H203V154H201ZM209 151V152H208ZM222 151V152H221ZM223 151H225V152H223ZM226 151H227V153H226ZM252 151V152H251ZM254 151V152H253ZM169 152V153H168ZM171 152V153H170ZM201 154L200 156H198V154ZM205 152V153H204ZM212 152V153H211ZM242 152V153H241ZM247 152V153H246ZM248 152H250L251 154H248ZM258 152H259V155H260V157L258 156ZM263 152V153H262ZM174 153V154H173ZM180 153V154H179ZM211 153V154H210ZM219 153V154H218ZM237 153H239L240 155H237ZM158 155V160L160 159L161 161H158V160H156L157 158H156V156H154V155ZM160 154V155H159ZM172 155V157H171V155ZM175 154H177L176 156H174ZM180 155V157L178 158V156ZM190 154H192V155H190ZM225 154H226V156H225ZM229 154H231L232 156H233V158H232V160H233V163L231 162L232 160H231V155H229ZM168 155H169V157H171V162L170 161H168V159H170L169 157H168ZM213 155V156H212ZM217 155V156H216ZM223 155V156H222ZM243 155H245V156H243ZM159 156H162L161 158L159 157ZM183 156V157H182ZM194 156V157H193ZM195 156H196V158H195ZM212 156V157H211ZM229 156H230V158H229ZM237 158H236V157ZM251 156H254V157H251ZM165 157V158H164ZM168 159H167V158ZM178 158V159H176V158ZM191 157V158H190ZM206 159V160H204V158ZM218 157H220L219 159H220V161H219V159H218ZM224 157V158H223ZM244 157V158H243ZM248 157H250L252 160H255V163L257 164V163H259V164H257V168H256V165L251 161V159L250 158H248ZM258 157V158H257ZM163 158V159H162ZM202 158V160H200V159ZM210 158V159H209ZM221 158H223V159H221ZM227 158V159H226ZM242 158V160H240ZM262 158V160H260ZM164 159L166 160V161H168V162H166V161H164ZM174 159V160H173ZM185 159V160H184ZM193 159V160H192ZM199 159V160H198ZM228 159L230 160V161H228ZM243 159H245V160H243ZM256 159L257 160H260V161H256ZM183 160V161H182ZM204 160V161H203ZM217 160V161H216ZM249 160L253 163H249ZM173 161H175L176 163H178L177 165H175L176 163L174 162L173 163ZM178 161V162H177ZM221 162V163H219V162ZM240 163H239V162ZM166 162V164H164ZM180 162V163H179ZM204 162L207 164V166L205 165L204 166ZM218 162V163H217ZM222 162L223 163H226L225 165L224 164H222ZM236 162V163H235ZM161 163H163V164H161ZM248 163V164H247ZM263 163V164H262ZM167 164H170L169 166L167 165ZM179 164H180V166H179ZM214 164V165H213ZM233 164V165H232ZM235 164V165H234ZM238 164V165H237ZM249 164H251V165H249ZM262 164V165H261ZM160 165V166H159ZM164 167H162V166ZM165 165H167V166H165ZM211 165V166H210ZM213 165V166H212ZM219 166V167H217L216 168V166ZM223 165V166H222ZM237 165V166H236ZM260 165V166H259ZM179 166V167H178ZM184 166V167H183ZM187 166H189V167H187ZM227 166V168H225V167ZM234 167V168H232V167ZM245 166V167H244ZM253 167L252 169L251 168H249V167ZM255 166V167H254ZM159 167H160V169H159ZM172 169L173 168V170H171L170 168ZM206 167H207V169H210V170H212V172H213V175H216V176H213L212 175V172H210V170H207L206 169ZM212 167H214V168H212ZM222 167V169H220ZM163 168V169H162ZM176 168V169H175ZM178 168V169H177ZM179 168L180 169H182V170H179ZM187 170H186V169ZM204 168H205V170H204ZM215 168H216V170H215ZM256 168V169H255ZM159 169V170H158ZM166 169V168H165ZM164 169V170H165ZM171 171H170V170ZM183 169H185V170H183ZM191 169V170H190ZM230 169H232V170H230ZM240 169V170H239ZM251 169V170H250ZM261 169V170H260ZM158 170V171H157ZM176 170H177V172L178 173H180L181 171H182V173H180V174H177V172H176ZM189 170H190V172H189ZM221 170H224V171H221ZM228 170H229V172H228ZM242 170V171H241ZM248 170V171H247ZM250 170V171H249ZM255 170V171H254ZM172 171H173V173H172ZM194 171V172H193ZM217 171L218 172H222V174L221 173H217ZM234 172V174L233 173H231V172ZM257 171H260V172H257ZM170 172H171V174H170ZM242 172V173H241ZM248 172V173H247ZM250 172V173H249ZM254 172V173H253ZM185 173V174H184ZM192 173H193V175H192ZM226 173H227V175H226ZM253 173V174H252ZM258 173H260V175H258ZM218 174H221L220 176L218 175ZM255 174H256V176H255ZM262 174V175H261ZM182 175V176H181ZM223 175V176H222ZM225 175V176H224ZM230 175V176H229ZM236 175V176H235ZM241 175V176H240ZM244 175V178L245 179H243V176ZM249 176L251 179H252V181H251V179L249 178V177H245V176ZM251 175V176H250ZM253 175H254V177H256V178H254L253 177ZM171 176V177H170ZM173 176V177H172ZM175 176H177L176 178H175ZM217 176H219L218 177V179H217ZM240 176V177H239ZM262 176V177H261ZM166 177V178H167ZM191 177H189L188 179H190ZM213 177V178H212ZM223 177V178H222ZM226 177V178H225ZM255 179L254 181H253V178ZM259 177V178H258ZM230 178V179H229ZM232 178V179H231ZM247 178H249L248 180H247ZM263 178V179H262ZM167 179V180H168ZM214 180V183L213 184H211L213 181L212 180ZM237 179V180H236ZM169 180H170V182H169ZM168 181H166L165 183L166 184H171L172 182H174V181H171V179H169ZM210 180H211V182H210ZM228 180V181H227ZM232 180H233V182H232ZM242 181V183H241V181ZM245 180V181H244ZM247 180V181H246ZM168 182V183H167ZM216 182V183H215ZM222 182V184H220V183ZM237 182H239L238 184H239V186H237L238 184H237ZM245 182H246V184H245ZM247 182H248V184H247ZM251 184H250V183ZM258 182V183H257ZM193 183L194 184H196L195 183V180L193 181ZM219 183V184H218ZM244 183V184H243ZM252 183H255V184H252ZM217 184V185H216ZM243 184V185H242ZM249 184H250V188L248 187L249 186ZM209 185V186H208ZM215 187H214V186ZM227 185V186H226ZM234 185V186H233ZM235 185H236V187H235ZM247 185V186H246ZM216 186H218V187H216ZM223 186V187H222ZM227 188H226V187ZM242 186H244V187H242ZM232 189H231V188ZM235 187V188H234ZM240 188H241V190H240ZM243 188V189H242ZM230 189V190H229ZM252 189V190H251ZM228 190H229V192H228ZM240 190V191H239ZM215 191V190H214ZM264 191V190H263ZM263 191H261L260 193H263L262 195L264 196V192ZM257 193V192H256ZM262 214H264V212H262ZM261 215V214H260ZM259 215V216H260ZM261 218V217H260ZM259 218V220H261ZM262 218H264V216L262 217ZM262 249H263V252H261V254H259V257H261L260 259H262V260H264V247H262ZM261 255V256H260ZM41 257V258H40ZM254 257V259H256L257 257H258V255L257 256H253ZM40 258V259H39ZM39 258H37V259H35V258H33V260H35V261H33V262H36L37 260H41L42 261V256H39ZM258 259V258H257ZM260 259L258 260V261H260ZM166 261H168V260H166ZM165 261V262H166ZM32 262V263H33ZM42 264H44L43 262H42ZM158 264V263H157ZM160 264V263H159ZM161 264H164V263H161ZM260 264H264V262L263 263H260Z\"/></svg>", "mask_w": 264, "mask_h": 264}, {"label": "snow or ice", "instance_id": "obj_3", "mask_svg": "<svg viewBox=\"0 0 264 264\" xmlns=\"http://www.w3.org/2000/svg\"><path fill=\"white\" fill-rule=\"evenodd\" d=\"M2 3H3V0H0V4H2ZM262 4H264V0H262ZM33 9H34V11L39 12L42 9V5H34ZM9 11H11V9H9ZM44 15H48V13L44 12ZM41 22L47 23L46 21H43L42 16L34 17V20H33L34 27L38 28V26L41 24ZM13 51H15V49H13ZM48 67L49 66L47 64H40L39 66L35 67L36 74L42 75L44 72L48 71ZM53 67H55V65H53ZM56 79L63 81L65 79V77L61 76V77L52 78V79L45 77L44 82L39 84L37 87L41 92H48L49 95H51L52 93L49 92L48 86H55L58 89L67 87L66 84H55ZM30 98H39V99L43 100V97L40 96L39 93H35L34 96L30 97ZM44 103H47V101L45 100ZM61 107H63V106H61ZM113 128H114V130H110L108 128H105L103 130V134H104L105 138L108 139L110 143L116 145L117 147H120L119 137L121 135H124L126 137V145L127 146H131L135 142V138H132L131 140H127V133L133 131L134 129L127 127L126 121L124 119H121L118 124L113 126ZM113 137H117V138L113 139ZM61 139L65 140V142L70 140L73 143H76L73 135H68L66 138L61 137ZM94 139H95V137H94ZM62 147H63V145H62ZM105 151L107 152L108 149H105ZM120 163L121 162L117 161L116 159H113L110 162L111 166H116V167H118L120 165ZM125 171H127V169H125ZM129 175H131V174L129 173ZM223 211H224V209L221 208V213H223ZM25 227L27 228V233L32 234V239L28 241L29 247H32L33 242H36V243L40 244L41 246L46 245L48 243L49 237H50V228L49 227H47L41 223L39 228L36 229L35 234H33L34 229L32 227H27V225H25ZM15 231H16V229H13V233H15ZM20 231L23 232L24 229L22 228V229H20ZM36 235H39V237H40L39 241L36 240ZM19 239H20L19 236L13 235L12 240L8 241L9 251H13L16 249L17 242L19 241ZM4 245H5V238L0 236V249H3ZM37 251L41 252V254H42L43 253V247L37 249ZM0 264H7V262L3 259L2 256H0ZM36 264H42V261L37 260Z\"/></svg>", "mask_w": 264, "mask_h": 264}]
</instances>
